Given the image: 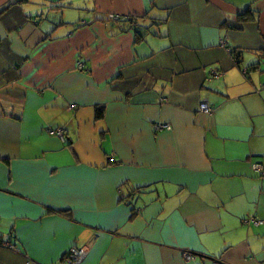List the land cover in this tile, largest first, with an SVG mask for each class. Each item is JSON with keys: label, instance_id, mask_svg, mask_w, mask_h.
<instances>
[{"label": "crops", "instance_id": "0c3cea01", "mask_svg": "<svg viewBox=\"0 0 264 264\" xmlns=\"http://www.w3.org/2000/svg\"><path fill=\"white\" fill-rule=\"evenodd\" d=\"M251 218L264 0H0V264H264Z\"/></svg>", "mask_w": 264, "mask_h": 264}, {"label": "built area", "instance_id": "2783aa9c", "mask_svg": "<svg viewBox=\"0 0 264 264\" xmlns=\"http://www.w3.org/2000/svg\"><path fill=\"white\" fill-rule=\"evenodd\" d=\"M111 19L118 20L117 17H111ZM222 44L223 45L226 44L225 41H222ZM232 61L235 62L234 59H232ZM78 68L81 70L83 67L81 64H79ZM211 74L214 77L218 76L217 71H212ZM200 110L202 113L208 114V115L213 112L212 108L206 104H201ZM158 129L169 130L170 128L168 125H163V126H159ZM48 133L50 135L57 136L61 138L62 140H64V130L63 129L50 130L48 131ZM253 168L258 173L263 174V169L260 165H254ZM247 221H250V223L255 227H264V220H258L255 218H251V219H248ZM3 246L9 249L12 248L10 243H4ZM187 258H191V256L187 255ZM84 259H85V252L82 249L72 248L67 252V255H66V260L68 264H81L84 261ZM213 264H218V263H213Z\"/></svg>", "mask_w": 264, "mask_h": 264}, {"label": "trees", "instance_id": "16d2710c", "mask_svg": "<svg viewBox=\"0 0 264 264\" xmlns=\"http://www.w3.org/2000/svg\"><path fill=\"white\" fill-rule=\"evenodd\" d=\"M17 4H19V3H14V4H12V5L10 6V7L12 8L13 12L19 10V8L16 7ZM116 21H119V19L116 20ZM128 21H129V20H128ZM137 32H138V31H137ZM140 33H141V32H140ZM140 33H139V34H140ZM137 34H138V33H137ZM138 36H139V35H138ZM139 40H141V38H140ZM137 41H138V40H137ZM102 117H103V108H98V109H96V119H101ZM0 246H3V244L0 243ZM214 263H218V262H214Z\"/></svg>", "mask_w": 264, "mask_h": 264}]
</instances>
